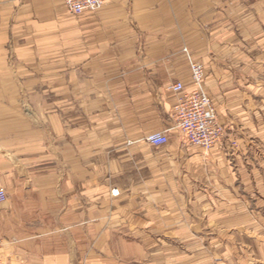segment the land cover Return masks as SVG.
I'll use <instances>...</instances> for the list:
<instances>
[{
  "label": "crops",
  "instance_id": "1",
  "mask_svg": "<svg viewBox=\"0 0 264 264\" xmlns=\"http://www.w3.org/2000/svg\"><path fill=\"white\" fill-rule=\"evenodd\" d=\"M104 1L0 0V247L23 264H171L164 238L236 223L264 183L246 156L264 141V0ZM190 57L227 128L208 153L174 127Z\"/></svg>",
  "mask_w": 264,
  "mask_h": 264
},
{
  "label": "rangeland",
  "instance_id": "2",
  "mask_svg": "<svg viewBox=\"0 0 264 264\" xmlns=\"http://www.w3.org/2000/svg\"><path fill=\"white\" fill-rule=\"evenodd\" d=\"M258 135L250 138L246 156L253 159L252 168L256 171L255 173L257 175L261 173L264 176V141L260 140ZM178 138L183 144L180 136ZM231 142L232 145L237 146V141ZM263 188L264 183L257 186L252 198L238 197L243 202L245 211L249 212L240 216V219L238 217L239 220L236 223L218 226L217 223L210 222L208 228L204 219L200 233L180 235L175 239L164 238L165 244L178 247L174 261L171 262V258H168L169 262L171 264H264ZM112 193H116V190ZM0 264H23V262L15 256L11 247H0Z\"/></svg>",
  "mask_w": 264,
  "mask_h": 264
},
{
  "label": "built area",
  "instance_id": "3",
  "mask_svg": "<svg viewBox=\"0 0 264 264\" xmlns=\"http://www.w3.org/2000/svg\"><path fill=\"white\" fill-rule=\"evenodd\" d=\"M69 12L76 14L84 10H97L104 5V0H64ZM193 90H187L182 82H174L170 88L177 93L174 106L176 114L175 129L184 143L200 147L208 152L214 146L223 144L226 128L219 122L215 107L202 84L204 69L202 64L189 58ZM151 145H162L168 141V130L155 131L146 136ZM5 188L0 184V203L7 200Z\"/></svg>",
  "mask_w": 264,
  "mask_h": 264
}]
</instances>
